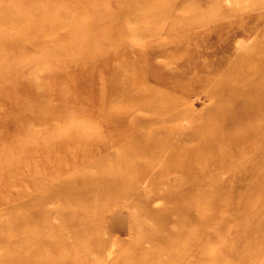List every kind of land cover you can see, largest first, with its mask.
Instances as JSON below:
<instances>
[{
  "label": "rangeland",
  "instance_id": "1",
  "mask_svg": "<svg viewBox=\"0 0 264 264\" xmlns=\"http://www.w3.org/2000/svg\"><path fill=\"white\" fill-rule=\"evenodd\" d=\"M127 1L0 0L58 26L0 46V264H264V0ZM84 172L123 190L71 227Z\"/></svg>",
  "mask_w": 264,
  "mask_h": 264
},
{
  "label": "bare ground",
  "instance_id": "2",
  "mask_svg": "<svg viewBox=\"0 0 264 264\" xmlns=\"http://www.w3.org/2000/svg\"><path fill=\"white\" fill-rule=\"evenodd\" d=\"M131 3H132L131 0L127 1L126 4L123 6L124 8L123 10L134 8V7H129ZM133 4H136V3L134 2ZM120 7H122V3L119 6V9H122ZM14 10H16L15 7L13 6L9 7L3 11L0 17V22L3 23L4 26L9 27V25H12V24L14 25V22H16L15 24L17 25V28L19 30L17 32L15 39L7 38V36L5 35L0 37V46L3 48V50H6L2 52L3 54H5L7 50H10L12 47L16 48L18 44H21V42L18 39H21V41H27L30 43H33L36 40L37 38L36 36L42 35L43 39H48L49 37H52V35L54 34V30L56 29V27H58L56 25L55 20L51 16L52 14H55V13L50 12L51 14L49 15L45 13L44 8L35 7V6L31 7L30 9L27 10V14L20 18H12V17H16L17 15V13H15ZM40 12L45 13V14L42 15V13ZM68 25H69L68 22L66 24L65 23L59 24V26L60 27L63 26V28H67ZM29 29H32V31H34L36 34H34V36L32 37H30V35H26L25 31H28ZM253 61L256 66L257 64H259L258 63L259 57L253 56ZM252 66H253V63H252ZM110 90H113L112 93H115L114 92L116 91L115 85H112ZM228 92L221 89L218 92V94L222 93L224 95V94H227ZM35 95H36L35 97L37 100H39L40 97L45 96V95L42 96V94H38V93H36ZM100 97H101L100 101L98 100V105L100 107V114H102L103 117L106 118L107 115L103 110L107 109L108 103L105 101L103 95L99 96V98ZM142 100H145V101L149 100V102L152 104V107L154 109H158L163 106H168V107L170 106L169 105L170 103L168 101L165 100V101L157 102L156 100L151 98V96L149 99H148V96L143 97ZM33 113L35 115L34 117L35 119H37L36 116L38 113H43L44 115L41 117V120H43V122L48 121L50 119V116L42 112L39 107H37L33 111ZM239 116L240 117L242 116L241 112H239ZM80 176L75 177V178L73 177L69 179L68 181L66 180L67 182L66 181L60 182L55 188H51L50 190L51 193L49 192L50 193L49 196L55 195L63 199L65 203L69 206L70 209H68L66 213L61 215L60 219L64 222L70 223L71 227H73V224H75V220H80V219L84 220L86 218L88 220L89 218L93 217L95 211L96 210L98 211L97 206L100 207V203L101 204L105 203L109 198L114 197L116 199V197H119L118 194L120 193V191L123 190L115 185L113 186L104 185L105 183H108L107 179L103 180L104 182L101 181V183L103 182V184H101L100 182L98 183L94 181L93 177L88 172L81 173ZM117 182H123V181H117ZM47 199H50V197ZM74 201H76V203ZM149 214H146V216L164 220L163 217H159L153 214L149 215ZM13 221L14 223L15 222L19 223L20 221H25V223H28L29 219L25 217H21V218L18 217L15 219L13 218ZM28 231L29 232L26 233V236L29 235V233L33 230L28 229ZM24 246L25 244L23 245V247Z\"/></svg>",
  "mask_w": 264,
  "mask_h": 264
}]
</instances>
